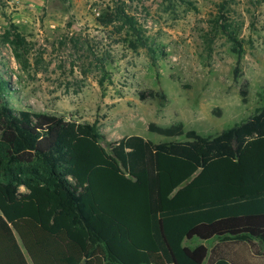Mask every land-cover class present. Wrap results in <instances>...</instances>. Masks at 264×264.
Returning a JSON list of instances; mask_svg holds the SVG:
<instances>
[{"label": "trees", "instance_id": "1", "mask_svg": "<svg viewBox=\"0 0 264 264\" xmlns=\"http://www.w3.org/2000/svg\"><path fill=\"white\" fill-rule=\"evenodd\" d=\"M228 36L237 76L242 45ZM9 95L0 77V264H204L209 248L186 242L264 245V104L217 136L150 124L185 140L133 135L106 148L96 124L17 110Z\"/></svg>", "mask_w": 264, "mask_h": 264}, {"label": "rangeland", "instance_id": "2", "mask_svg": "<svg viewBox=\"0 0 264 264\" xmlns=\"http://www.w3.org/2000/svg\"><path fill=\"white\" fill-rule=\"evenodd\" d=\"M0 77L15 109L96 124L106 148L185 140L150 124L217 136L264 104V0H0ZM149 89L167 102H142Z\"/></svg>", "mask_w": 264, "mask_h": 264}, {"label": "crops", "instance_id": "3", "mask_svg": "<svg viewBox=\"0 0 264 264\" xmlns=\"http://www.w3.org/2000/svg\"><path fill=\"white\" fill-rule=\"evenodd\" d=\"M211 241V245L203 244L210 250L209 263L226 261L230 264H264V245L258 242L252 246L246 242H219L216 239Z\"/></svg>", "mask_w": 264, "mask_h": 264}]
</instances>
